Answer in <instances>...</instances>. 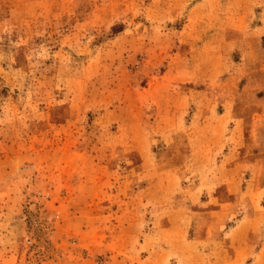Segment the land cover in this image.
Here are the masks:
<instances>
[{"label":"rangeland","instance_id":"374dc122","mask_svg":"<svg viewBox=\"0 0 264 264\" xmlns=\"http://www.w3.org/2000/svg\"><path fill=\"white\" fill-rule=\"evenodd\" d=\"M229 1L0 0V264H264V16Z\"/></svg>","mask_w":264,"mask_h":264},{"label":"crops","instance_id":"0c3cea01","mask_svg":"<svg viewBox=\"0 0 264 264\" xmlns=\"http://www.w3.org/2000/svg\"><path fill=\"white\" fill-rule=\"evenodd\" d=\"M237 1L239 2L238 4H236ZM229 4L231 6V10L232 11L235 8H237L239 10V11H237L235 13H239L240 10H242L244 12H249V10H251L252 12L260 11L259 15L264 16V0H259V2L252 1V0H231V1H229ZM235 13H230V14H235ZM260 21H261V23L260 24H256V28H255V30H253L254 32H257V33L260 34L259 35V39L256 40V42H255V43L259 44V45L261 43V40H264V19L260 20ZM259 52H261L264 55V45H263V48L261 50L259 49ZM262 63H264V61ZM261 73L264 74V64L262 66ZM253 89H255V90H263L264 89V85L263 84H255ZM259 104L264 109V97H263L261 103H259ZM248 248L249 247H247V250H248ZM235 259H234V257L232 258V260H235Z\"/></svg>","mask_w":264,"mask_h":264}]
</instances>
